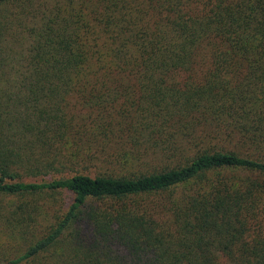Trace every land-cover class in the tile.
I'll use <instances>...</instances> for the list:
<instances>
[{"label":"trees","instance_id":"trees-1","mask_svg":"<svg viewBox=\"0 0 264 264\" xmlns=\"http://www.w3.org/2000/svg\"><path fill=\"white\" fill-rule=\"evenodd\" d=\"M0 87V264H264V0H0Z\"/></svg>","mask_w":264,"mask_h":264},{"label":"rangeland","instance_id":"rangeland-1","mask_svg":"<svg viewBox=\"0 0 264 264\" xmlns=\"http://www.w3.org/2000/svg\"><path fill=\"white\" fill-rule=\"evenodd\" d=\"M19 42H20V46H19L20 49L27 45V43L21 39L19 40ZM70 198H71L70 194L67 193L56 194L55 199L52 200L53 205L49 209V213L65 208L68 202L70 201Z\"/></svg>","mask_w":264,"mask_h":264}]
</instances>
